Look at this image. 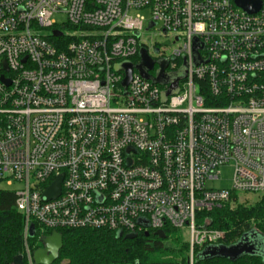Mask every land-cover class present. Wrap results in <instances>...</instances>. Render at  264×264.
Returning <instances> with one entry per match:
<instances>
[{"label": "built area", "instance_id": "1", "mask_svg": "<svg viewBox=\"0 0 264 264\" xmlns=\"http://www.w3.org/2000/svg\"><path fill=\"white\" fill-rule=\"evenodd\" d=\"M259 1L247 12L233 0H0V183L21 184L12 190L24 218V264H34L29 239L45 229L86 227L185 229L193 264L197 249L223 237L196 214L233 194L264 192ZM57 12L66 14L61 25ZM149 23L169 41L156 52L154 43V54L140 38ZM194 38L206 60L198 65ZM140 47L167 60L164 72L187 61L165 101L168 84L135 69L125 91L120 85L114 65L137 63ZM226 165L230 188L207 186ZM60 173L59 195L45 200Z\"/></svg>", "mask_w": 264, "mask_h": 264}, {"label": "trees", "instance_id": "2", "mask_svg": "<svg viewBox=\"0 0 264 264\" xmlns=\"http://www.w3.org/2000/svg\"><path fill=\"white\" fill-rule=\"evenodd\" d=\"M236 195L233 194L230 200L234 202V208L231 202H227L210 211L196 214L198 223H202V218H205L209 221L207 226L229 230L228 239L223 238L217 244H232L250 229L264 234V195L250 206L238 202ZM14 199L12 189L0 188V264H8L15 255L22 253L24 218L16 210ZM250 216L256 217L255 223L239 229ZM163 230V239L154 235V230L150 228H147V235L142 230L136 232L134 238L125 239L123 236L116 237L115 231L104 228H59L57 231L61 233L62 247L52 264H188V240H182L175 233L178 229L164 227ZM50 232L51 229L43 231L46 235ZM170 234L173 235L167 239ZM29 244L32 249L40 246L37 237L30 238ZM205 246L194 252L193 264H264L261 256L250 254L235 260L223 257L200 258L198 255Z\"/></svg>", "mask_w": 264, "mask_h": 264}, {"label": "water", "instance_id": "3", "mask_svg": "<svg viewBox=\"0 0 264 264\" xmlns=\"http://www.w3.org/2000/svg\"><path fill=\"white\" fill-rule=\"evenodd\" d=\"M234 3L244 9L247 12H255L260 6L259 0H233ZM152 23L148 24V29L152 26ZM53 35H60L61 32L58 30L52 31ZM169 41L166 40L161 43L162 46L168 45ZM203 46L198 42L197 38L193 39L192 42V64L198 65L204 63L206 60L200 59L198 50ZM154 51H158L157 48H154ZM139 61L137 63H132L129 60L121 61L114 65L115 70H122L124 76L120 82L123 90H126L128 83L131 80V75L133 69H135L144 79H149L154 83L158 84H168V87L162 91L161 100L165 101L166 97L172 95L178 90V81L183 79L186 75L187 61L183 60L180 67L173 72H164L165 67L167 66V60L165 58L153 59L149 56L144 47H140L138 50ZM157 65V68L154 72V75L149 73L152 70L154 65ZM6 69V66H5ZM1 79L8 84L9 81L4 79L1 76ZM63 177V174L60 173L42 192V197L45 200L53 199L57 197L60 193V182ZM144 227L148 224L144 220L139 221ZM116 237H121L125 239H132L136 236V233L130 232L122 234L120 230L116 231ZM148 232L145 231V235ZM158 238H164L165 233L163 230H155L153 232ZM29 237L34 236V227L30 225ZM251 236L253 238L251 239ZM40 246L35 248L32 251V259L34 264H52L58 257L60 248L62 247V237L61 233L57 230H51L47 235H43L39 238ZM244 254L257 255L261 256L264 259V235L258 233L256 230H248L244 232L240 238L232 244H209L206 245L200 254V258H211V257H223L230 260H235L241 257ZM8 264H24L22 261V255H15L11 262Z\"/></svg>", "mask_w": 264, "mask_h": 264}, {"label": "rangeland", "instance_id": "4", "mask_svg": "<svg viewBox=\"0 0 264 264\" xmlns=\"http://www.w3.org/2000/svg\"><path fill=\"white\" fill-rule=\"evenodd\" d=\"M140 12L145 17L148 16L147 10H142ZM52 18L59 25L66 22V14L62 13V12L54 13L52 15ZM140 38H141V41L149 47L150 54H154V51H153L151 46L154 43H160L164 37L160 36L158 34V31H156V29L151 28L149 30H143V32L140 35ZM177 44H178V42H174L170 47L165 49V52L168 53L173 47L177 46ZM232 171H233V169H232L231 165H226V166L221 167L219 169V177L217 179L208 180L206 182V185L209 187H212V188H230ZM20 186H21V184L15 183V182L10 184V185L5 184L4 182L0 183V188H4V189H17ZM261 195H264V192H260V193H237V195L235 197L238 200V202H242V203H245V205L250 206L249 204L254 203L256 200H258L260 198ZM229 202H231V207L234 208L235 207L234 202L233 201H229ZM219 206H221V205H218L216 207H219ZM213 208H215V206L210 208L209 210H205V211H210ZM202 219H204L202 221L203 224L207 225V223H209V221L207 219H205V218H202ZM255 219H256L255 216H250L247 220H244L243 224L239 226V229H244L245 227L252 226L255 223L254 222ZM262 222H264V217L262 218ZM244 223H246V224H244ZM217 229L222 231V233H223L222 239L225 238L227 240L228 239L227 233L229 232V230H225V229H221V228H217ZM175 233L177 235H179L182 240H188V233L185 229H178L177 231H175ZM172 235L173 234H170L167 239H170Z\"/></svg>", "mask_w": 264, "mask_h": 264}, {"label": "flooded vegetation", "instance_id": "5", "mask_svg": "<svg viewBox=\"0 0 264 264\" xmlns=\"http://www.w3.org/2000/svg\"><path fill=\"white\" fill-rule=\"evenodd\" d=\"M165 41H166V40H165ZM162 42H164V41H161L160 43H156V44H155V45H157L156 48H157V50H159V51L162 50L163 47H166V46L169 45V44H168V45L162 46V45H161ZM250 230H251V229H250ZM253 230H254V229H253ZM257 232H258V231H257ZM258 233H260V232H258ZM260 234L264 235L263 233H260ZM252 238H253V236H251V239H252Z\"/></svg>", "mask_w": 264, "mask_h": 264}, {"label": "bare ground", "instance_id": "6", "mask_svg": "<svg viewBox=\"0 0 264 264\" xmlns=\"http://www.w3.org/2000/svg\"><path fill=\"white\" fill-rule=\"evenodd\" d=\"M147 227V226H146ZM161 230V229H160ZM145 231H147V229L145 230ZM155 231V230H154ZM164 231V230H163ZM165 233V232H164ZM163 239V238H162ZM212 244H215V243H212ZM206 245H209V244H206Z\"/></svg>", "mask_w": 264, "mask_h": 264}]
</instances>
